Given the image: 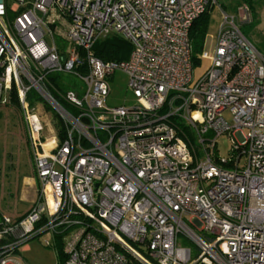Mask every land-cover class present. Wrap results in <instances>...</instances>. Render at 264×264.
I'll return each instance as SVG.
<instances>
[{
	"label": "built area",
	"instance_id": "obj_1",
	"mask_svg": "<svg viewBox=\"0 0 264 264\" xmlns=\"http://www.w3.org/2000/svg\"><path fill=\"white\" fill-rule=\"evenodd\" d=\"M216 3L0 0V104L15 92L37 181L22 216L0 214V264L44 235L63 264H264V53L223 13L193 76L189 29ZM111 34L126 59L94 53ZM117 72L131 101L110 106Z\"/></svg>",
	"mask_w": 264,
	"mask_h": 264
},
{
	"label": "rangeland",
	"instance_id": "obj_2",
	"mask_svg": "<svg viewBox=\"0 0 264 264\" xmlns=\"http://www.w3.org/2000/svg\"><path fill=\"white\" fill-rule=\"evenodd\" d=\"M243 9L247 10V20L243 18ZM223 13L233 16L243 35L259 52L264 53V0H217L216 5L211 9L205 38V47L208 50L214 43L216 29ZM111 35L124 39L120 34ZM207 65L208 62L204 59L198 66L193 67V76H198ZM62 78L65 82L82 85V81L77 77L66 74L62 75ZM126 80V76L122 73H115L110 82L108 105L113 106L131 101L126 88ZM31 100L37 111L44 113V116L51 122L52 113L43 111L46 109H42V101L36 97ZM224 117L229 120V113L224 112ZM185 131L192 143L198 146L195 132L188 128ZM26 139V127L21 110L9 104H0V213L12 218L27 209L28 202L22 201L29 200V195L25 197V194L29 191L30 194L33 190L34 200L37 193V186L34 189L29 188L25 183L32 170L31 149ZM216 146L220 156L227 155L231 146L227 133L218 137ZM22 193L24 197L21 196ZM44 236L33 238L23 246L21 255L25 264H59L56 242L45 246L42 242Z\"/></svg>",
	"mask_w": 264,
	"mask_h": 264
},
{
	"label": "trees",
	"instance_id": "obj_3",
	"mask_svg": "<svg viewBox=\"0 0 264 264\" xmlns=\"http://www.w3.org/2000/svg\"><path fill=\"white\" fill-rule=\"evenodd\" d=\"M210 13L211 9H206L196 19L193 20L189 29V39L191 45V57L193 67H196L200 64L199 54L205 46V38L207 35ZM130 49V43L116 35H109L103 39H100L95 42L93 46L94 53L102 60L126 59L130 52ZM49 79L53 82V84L57 85L54 76H50ZM8 104L19 108L14 91H12L11 93L10 102ZM45 108L49 109L48 107ZM53 117L54 119H56L55 115H53ZM55 122L59 125L58 121L55 120ZM56 247L59 251V264H63L66 256L62 250V242L59 237L56 238Z\"/></svg>",
	"mask_w": 264,
	"mask_h": 264
},
{
	"label": "crops",
	"instance_id": "obj_4",
	"mask_svg": "<svg viewBox=\"0 0 264 264\" xmlns=\"http://www.w3.org/2000/svg\"><path fill=\"white\" fill-rule=\"evenodd\" d=\"M26 143H27V139H26ZM30 159H31V163H32L31 154H30ZM25 183L28 184L29 188L32 187L34 189L37 186V181H36V177H35V173H34V169H33V164H32V170H31L30 176L25 180ZM29 192H27V194H25V197H27L29 195V200H22V201H27L28 202L27 209L25 211H23L22 213H18L15 218L22 216L28 210V208L30 207V205H31L30 203H32L31 201H33V198H34V193H33V190L31 191L32 193L29 194ZM21 196H23V193H22Z\"/></svg>",
	"mask_w": 264,
	"mask_h": 264
}]
</instances>
